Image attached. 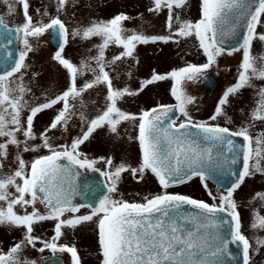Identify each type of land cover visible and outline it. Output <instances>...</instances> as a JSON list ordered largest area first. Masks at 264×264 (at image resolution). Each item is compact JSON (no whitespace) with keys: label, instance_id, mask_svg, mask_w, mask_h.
Segmentation results:
<instances>
[{"label":"snow or ice","instance_id":"obj_1","mask_svg":"<svg viewBox=\"0 0 264 264\" xmlns=\"http://www.w3.org/2000/svg\"><path fill=\"white\" fill-rule=\"evenodd\" d=\"M188 2L151 0L149 12L160 14L165 9L168 12L166 27L170 35L162 37H147L136 33L124 36L121 23L131 17L123 13L108 22L94 23L69 33L59 15L50 18L47 23L34 22L29 14V0H16L22 9V24L10 27L0 16V30H3L0 35L9 38V44L13 43L10 37L15 35L22 44V48L15 52L8 51L5 57L0 58L3 60L0 64L3 68L0 72V169L8 161L10 149L16 150L13 160L16 167L6 177H0V226L23 228L25 232L21 242L15 243L7 253H0V264H21L18 254L23 247L35 248L37 243L43 245L38 249L41 253L46 249L53 253H68L72 264H82L75 245L58 242L65 234L64 229L74 230L94 218L98 229L99 254L102 257L100 264H226L227 259L235 260L237 257L230 245L240 249L242 264H251V256L264 248V238L257 237L254 247L242 231L239 206L234 198L246 178L264 175V165L261 163L264 160V133L253 137L249 127L232 131L219 124L195 121L189 110V106L195 105V98L182 90L185 80L202 79L203 74L222 55L242 51L237 83L224 91L215 113L210 117V120L216 121L226 114L224 109L230 104V97L236 96L245 87H253V79L264 81V57L258 62L252 53L254 41L264 42V33L257 31L258 26L264 25V0H202L201 18L196 22L181 21L175 10L184 8ZM0 3L8 4V0H0ZM56 5V11L62 13L69 6V0H56ZM8 9L9 15L16 14L12 4H8ZM36 12L38 15H48L47 11L41 13L40 9ZM238 26L244 29L238 46L226 49L223 46L225 37L237 35ZM49 30L53 39L60 42L53 60L69 73V87L47 102L29 106L25 96L30 89L24 85L23 80L29 68L27 58L35 51L30 38L38 40ZM69 35L84 40L99 36L103 42L98 46L96 56L82 60L77 66L63 55ZM193 36L206 55V63L189 64L163 75L153 72L137 90L127 87L118 89L114 86L111 66L133 57L137 44L157 41L179 43L177 38ZM110 44L122 48V52L109 61L105 57V50ZM87 73H91L93 78L78 84ZM33 75L35 77L38 74ZM166 79L174 81L171 95L177 102L175 105H157L139 115L126 113L117 106L123 97L138 95L144 88ZM97 86L107 89L104 110L91 119H87L81 112L80 119L84 122L81 135L70 144L54 147L48 133L68 130L73 107L69 103L70 99L82 98L84 93ZM258 97L251 120L264 122V87L259 88ZM56 105L61 107L50 124L37 136L34 131L35 118L46 110L54 109ZM26 108L28 114L25 117ZM177 112L184 118L182 121L176 115ZM128 120L139 121V166L132 167L124 162L114 165L113 158L102 157L100 160L104 161L106 170L101 171L96 167L99 161L89 159L81 152V145L88 142L96 130L105 126L116 134L118 125ZM21 136L23 139H20ZM231 137H242L247 143L238 147ZM36 140L40 143H34ZM224 148L232 154L230 163L236 165L242 161V169L228 173L234 179L226 194L217 196L208 192L214 201L219 200L218 204L210 205L167 191L193 178H199L207 189V181L225 163L218 158L223 152L215 150ZM41 149L47 150L49 154L38 156L31 162L23 158L24 153L39 152ZM81 169L100 172L108 182V193L118 191L124 173L143 180L149 172L157 178L164 191L152 198L145 197V203H128L104 195L99 199L98 206L77 205L73 203V197L76 195V178L81 176ZM84 183L92 192L102 187L93 186L86 179ZM257 198L264 201V192H257L254 199ZM37 203L44 205L45 213L40 212ZM16 206L24 208L25 214H18ZM29 206L31 212L26 211ZM86 206L91 207L90 214L76 215ZM184 206H190L193 211L184 210ZM221 214H226L230 219H225ZM44 221H55L51 241H43L33 235L35 225ZM251 226L264 230V216L257 213ZM23 264L29 262L25 260Z\"/></svg>","mask_w":264,"mask_h":264},{"label":"rangeland","instance_id":"obj_2","mask_svg":"<svg viewBox=\"0 0 264 264\" xmlns=\"http://www.w3.org/2000/svg\"><path fill=\"white\" fill-rule=\"evenodd\" d=\"M202 0H189L188 4L182 9H176L181 21L196 22L201 18ZM8 4H12L16 9L15 15H9ZM8 4L0 3V15L4 21L13 27L23 23L24 17L21 6L16 0H8ZM29 14L34 22L47 23L50 18L59 15L65 23L69 33L83 29L91 24L99 22H108L117 14L123 13L131 17L121 23L123 35L142 34L147 37L169 36L170 33L166 27L168 12L165 9L160 14L149 12L152 6L151 0H69V6L62 13L56 11V0H29ZM41 13L47 11L48 15H38L36 10ZM264 20V17H262ZM258 32L264 33V25L258 26ZM50 30L37 39L30 38V43L35 49L30 53L26 63L29 65L24 75L23 83L30 92L25 96L29 106L47 102L62 94L69 87L70 77L58 62L53 60L54 53L57 51L49 42ZM179 43L169 42L137 44L133 57L126 58L111 66L110 72L114 76V86L118 89L129 88L137 90L141 87L142 81L151 77L153 72L157 74H168L189 64L202 65L207 62L206 55L199 47L198 40L193 37L177 38ZM102 38L99 36L89 40L69 35L67 46L64 47L63 55L75 65H79L82 60H88L97 55L98 46L102 44ZM22 44L18 41V49ZM122 52V48L110 44L105 50L107 60ZM252 53L257 57L258 62L264 57V42L254 41ZM242 61V51L233 52L232 55H222L217 63L213 65L206 73H212L215 76L216 84L213 89L196 81L185 80L182 84V90L195 98V105L189 106L190 113L195 121H205L209 124H219L222 127H228L231 130L239 131L241 127H249L250 134L255 137L264 133V122L252 121L251 113L257 106L258 90L264 87V81L253 79V87H245L234 96L230 97V104L224 109L225 115L218 117L216 121L210 120L215 113L219 99L224 91L237 83L239 75V66ZM91 62V61H89ZM33 74H38L34 77ZM92 74L87 73L78 84L85 80H91ZM14 79V78H13ZM174 86L172 79L157 82L140 91L138 95L125 96L118 101V107L131 114L139 115L142 111L159 104L177 103L171 95V89ZM13 87L15 85L13 84ZM107 89L104 86H97L94 89L84 93L82 98L70 99L72 105V114L68 123V130H54L48 133L51 137L50 143L55 147L60 144H70L74 138L81 135L84 130V122L80 119L81 112L87 119L95 118L105 108V97ZM61 105H56L54 109L46 110L35 118L34 131L37 136L50 124L57 110ZM28 114L27 108L24 116ZM182 121L184 118L179 116ZM138 123L139 121H122L118 125V132L113 134L108 127L98 129L93 136L84 145H81L80 151L89 159H96L99 163L96 165L101 171H105V164L100 158L111 157L114 165L124 162L132 167H138L141 154L138 142ZM254 125V126H250ZM20 139H23L21 136ZM34 143L39 144L36 140ZM255 147V144H253ZM10 156L4 168L0 169V177H6L15 167L13 162L16 150L10 149ZM49 154L47 150L41 149L39 152L24 153L23 158L31 162L41 155ZM264 165V160L261 161ZM87 170V169H84ZM106 181V179H105ZM108 182L106 181V184ZM208 188L202 185L199 178H193L190 181L179 184L167 189L168 192H175L188 195L195 199L203 200L207 203H219L214 201L208 192L214 195L226 194V191L215 192L213 185L207 181ZM164 190L158 183L157 178L147 173L143 180L134 179L129 173H124L118 185L116 193H107L110 198L127 201L128 203H145V197L152 198L155 195L162 194ZM257 192H264V175L257 174L252 178H246L241 188L234 194L238 203V211L241 215L242 231L252 241L255 247L257 237L264 238V230L253 228L251 225L255 222L257 213L264 216V201L254 199ZM6 207V205H3ZM36 207L41 213L46 210L40 203ZM15 211L23 215L25 209L16 206ZM31 212L29 206L26 210ZM86 207L80 209L76 215L90 214ZM66 217L68 214H65ZM55 221H44L34 227L33 235L43 241H51L54 236ZM96 221L86 222L76 229H64V235L58 243L75 245L81 256L82 264H100L101 257L96 243ZM25 235L23 228L0 226V253H7L10 248L23 240ZM43 245L37 243L35 248L24 246L18 254V259L23 264L26 260L31 264H41V259L46 255H63V264H72L70 254L53 253L46 249L43 253L38 249ZM62 258V256H61ZM251 264H264V248H261L257 254L251 256Z\"/></svg>","mask_w":264,"mask_h":264},{"label":"water","instance_id":"obj_3","mask_svg":"<svg viewBox=\"0 0 264 264\" xmlns=\"http://www.w3.org/2000/svg\"><path fill=\"white\" fill-rule=\"evenodd\" d=\"M3 30H0L2 32ZM244 29L242 26H238L237 28V35L232 36L228 35L225 37L224 47L226 49L231 48L233 46H238V40L240 36L243 35ZM8 39L5 36L0 35V58L6 56L8 51H17V39L15 35H12L10 39L13 43L9 44ZM50 41L52 44L59 46L60 42L56 39H53L51 36ZM3 63V60L0 59V64ZM3 71V68L0 67V72ZM199 82L208 87L209 89H213L216 84L215 76L212 73H204L203 78L199 79ZM176 103L170 104H162V105H175ZM156 107V106H155ZM178 116V112L176 113ZM195 131V130H192ZM233 131V130H232ZM236 143L238 147H243L246 144V141L243 140L242 137H231ZM217 152L222 151L223 154L220 155L218 158L225 162L222 169H218L216 173L209 179L210 182L214 185V191L218 192L220 189L227 190L228 187L231 185L234 177L228 175L231 171H239L242 169V161L236 165H232L230 163L232 154L227 151L226 148L224 149H217ZM61 163L66 164L67 161H61ZM81 176L76 178V195L73 197V203L80 205H95L97 206L99 199H101L107 193V184L105 182L104 176L100 175V172H92L90 170L81 169ZM87 180L93 186L101 185V189L97 190L96 192H92L88 185L84 183V180ZM43 207L44 205L41 204ZM211 205V204H210ZM45 208V207H44ZM91 208V207H90ZM184 210L186 211H193L190 206H184ZM225 216V219H230L227 217L226 214H221ZM227 229V225L224 226V230ZM230 248L233 252L237 254L235 260L227 259L226 264H242L240 258V249L236 245H230ZM41 264H62L60 256H52V257H45L41 259Z\"/></svg>","mask_w":264,"mask_h":264},{"label":"flooded vegetation","instance_id":"obj_4","mask_svg":"<svg viewBox=\"0 0 264 264\" xmlns=\"http://www.w3.org/2000/svg\"><path fill=\"white\" fill-rule=\"evenodd\" d=\"M83 208V207H82ZM87 209H89L91 211V209L89 207L86 206ZM94 223L96 221V218H94ZM95 235H96V243H97V247H98V252H99V244H98V229H97V225H96V229H95ZM52 255H60V254H50V255H46V256H52ZM80 255V254H79ZM100 255V254H99ZM62 256V259H63V255ZM81 257V256H80ZM101 257V256H100ZM102 259V257H101Z\"/></svg>","mask_w":264,"mask_h":264},{"label":"bare ground","instance_id":"obj_5","mask_svg":"<svg viewBox=\"0 0 264 264\" xmlns=\"http://www.w3.org/2000/svg\"><path fill=\"white\" fill-rule=\"evenodd\" d=\"M66 46H67V45H66ZM66 46H65V47H66Z\"/></svg>","mask_w":264,"mask_h":264}]
</instances>
